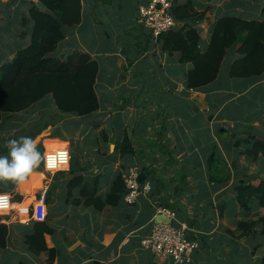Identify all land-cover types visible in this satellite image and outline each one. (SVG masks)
Returning a JSON list of instances; mask_svg holds the SVG:
<instances>
[{
	"label": "crops",
	"instance_id": "crops-1",
	"mask_svg": "<svg viewBox=\"0 0 264 264\" xmlns=\"http://www.w3.org/2000/svg\"><path fill=\"white\" fill-rule=\"evenodd\" d=\"M242 2L239 0L238 3ZM33 3L39 4L38 0H12L10 3L0 0V7L11 5L17 10L23 6L29 16ZM96 3L110 11L112 8L115 17L116 10H120L116 17L119 26L113 18L105 16L103 21L108 29L105 34L113 39L112 46L92 47L82 41L83 16L81 24L65 28L66 39L59 47H67L71 42L72 48L63 52L66 57L60 58H67L79 50L96 61L100 54L117 58L118 67L116 71L105 67L101 76L99 65L96 91L101 102L97 112L85 116H59L64 120L62 125L88 122L93 123L94 131L90 127L81 133L70 130L65 135L52 133L47 137L66 142L67 146L63 148L47 151L46 144L44 147L39 145L49 160L47 166L42 163L35 170L44 173L45 179L42 187L32 195L35 197L32 204L22 209L14 207L27 197L21 194V199L16 200L14 184H0V197L5 196L8 200V206L0 209V223L9 226L7 247L0 249V261L5 258L16 264H39L26 244V237L34 232L33 208L43 193L48 198L45 222L53 229L45 234V240L49 249L58 250L54 264H169L168 260L155 259L152 252L141 246L142 238L150 232L159 216V208L164 206L177 212V222L187 227L188 238L200 245L188 264H231L234 254L242 257L243 238L236 239L229 231H235L247 213L239 206L236 187L250 174L261 172L264 176V157L255 160L248 153L250 144L263 140L258 134L260 120L241 117L238 102L243 97L249 99L255 89L264 87V74L243 79L248 80L246 85H238V80L232 77L228 78L233 80L231 84L227 79L224 83L219 82V76L200 90L189 89L186 74L192 65L186 63L185 79H180L178 63H181V55L168 61L170 55L161 50L162 41L140 26L139 7L146 0H97ZM253 3L257 9L264 8V0H253ZM247 5V9H251V4ZM216 7V14H225L236 6H230L228 10L221 6L224 12ZM213 9L208 7L209 12ZM83 10L84 4L82 14ZM250 16L251 13L245 18L257 19ZM126 22L128 24L121 25ZM207 22L204 14L196 22L204 49L210 41L215 20L206 30L204 24ZM91 23L95 26L93 19ZM30 25L29 30L21 33L27 42H30L33 28ZM120 31L124 34L123 39ZM237 49L232 54L229 70L240 57ZM13 52L9 53L8 60L14 57L16 52ZM138 60H141L139 70L146 78V94L154 99L150 105L153 123L145 106H139L135 98L141 81H135L136 76H132L131 70ZM103 113H106L103 119L95 117ZM126 138L134 153L123 156L119 145ZM70 140L82 141L85 145L80 159L81 172L72 164L76 152ZM133 169L145 172L143 183L151 184L150 193L142 194L132 205L123 195L118 206L105 204L102 209L86 206L84 192L106 201L117 177L121 174L125 178ZM57 174L60 180H56ZM75 176L82 177V181L75 180ZM252 210L263 214L258 205ZM22 214L27 218L23 220Z\"/></svg>",
	"mask_w": 264,
	"mask_h": 264
},
{
	"label": "trees",
	"instance_id": "trees-1",
	"mask_svg": "<svg viewBox=\"0 0 264 264\" xmlns=\"http://www.w3.org/2000/svg\"><path fill=\"white\" fill-rule=\"evenodd\" d=\"M38 3L33 5L25 19L26 23L31 20L33 26L29 45L18 50L12 59L0 66V125L4 115L22 113L47 96L53 98L58 111L64 114L85 116L100 108L96 91L100 71L98 61L79 50L73 51L67 58L52 55L66 38L65 28L82 23V0H38ZM172 12L183 24L165 32L159 40L163 43V51L172 55L180 53L181 62L192 65L186 74L189 89L200 90L215 82L232 48H238L240 57L232 63L230 77L248 79L264 74V17H217L212 25L210 41L204 49L202 36L196 27L203 13L197 12L193 0L183 5L175 1ZM6 141L0 138V145ZM119 146L123 156L134 153L128 138ZM39 149L43 153V147L39 146ZM248 153L255 160L263 158L264 140L250 144ZM3 154H6V150L0 148V155ZM75 180L81 182L82 177ZM236 190L237 201L246 211H251L252 201L257 200L263 214L252 222L242 220L235 231L229 233L236 239L254 238L259 233L264 235V176L250 174ZM125 193V179L120 174L106 201L88 192H84L83 196L86 206L102 209L105 204L118 206ZM33 201L34 196H28L22 204L27 207ZM52 230L47 222L36 221L34 232L26 237V244L39 264H53L58 257V250L49 249L45 240V234ZM8 235L9 226L0 223V249L7 247Z\"/></svg>",
	"mask_w": 264,
	"mask_h": 264
},
{
	"label": "rangeland",
	"instance_id": "rangeland-1",
	"mask_svg": "<svg viewBox=\"0 0 264 264\" xmlns=\"http://www.w3.org/2000/svg\"><path fill=\"white\" fill-rule=\"evenodd\" d=\"M8 1L10 3V1L12 0H8ZM189 1L190 0H177V2L181 5L188 3ZM243 1L244 2L239 4L238 3L239 0H193L195 4V9H198L197 12L203 13L204 16L206 15V18L208 19V22L204 24V29L206 30L209 24H211L212 21L217 19L216 17L222 15H237L241 17H247L248 14L251 13L250 17L255 16L257 19L264 17L263 9L261 7L258 9L255 8L256 6H254L253 0H243ZM96 2L97 0H83L84 10L82 16H84V25L80 32L81 39L85 44L88 45L90 44L92 47L99 45L102 46L103 48H110L112 46L113 39L112 37L109 39L108 36L105 34V32L108 29L106 23L103 22L104 17L106 16L107 18L108 17L113 18L116 25L119 26L120 24L115 20V16L112 14L110 10H108L103 5H98V3ZM248 3L251 4V6L249 5L251 9H247L249 8L247 5ZM34 4L35 3H33V5ZM128 4L129 2L127 3V5ZM33 5L31 6V8L33 7ZM220 5L224 7L225 10H228L230 6L235 5L236 7L230 12L227 11L225 14H216V11L218 10L216 9L217 8L216 6H219L218 8L221 9ZM209 6L214 7L212 12H209L208 10ZM12 7L11 5H9L8 7L1 5L0 7V65L2 63L9 61L8 59L10 57L8 55L12 50L14 51L13 53H15L18 50L26 47L27 43H30L27 42L28 41L27 38L21 36V33H23L24 30H29L28 26H31L30 24H32L31 20H29L27 23L25 22V19L28 18V13L26 14V9L23 10V6H20L17 10L16 9L13 10ZM119 12L120 10L117 9L115 13L116 17ZM89 13L90 15H88ZM138 17L140 18L139 14ZM92 19L94 21L95 26H93L91 23ZM97 20H99V23H97ZM140 26L143 27L145 30L150 31L147 27L144 26V24H141ZM95 33H96V37L94 36ZM123 35L124 34L122 33V31H120V36L122 39H123ZM70 47L72 48L71 42L67 47H65L64 45L62 47H58L59 50L55 51L52 55L58 57H62V56L66 57V55L63 54V52L65 50H69ZM233 52H235V48L230 49L224 63L222 64V68L219 75L220 76L219 82L224 83L225 79H227L228 84L233 83L232 80L233 78L228 79L230 77L229 63L231 61ZM169 55L170 57L168 58V61H170L171 57H175V55L180 56V53H175L173 55L169 54ZM97 60L101 67V76L104 75V71L106 70L105 67L112 68L115 71L118 67L117 58H108L107 56L104 55L101 56L100 54V56L97 57ZM181 63H178V69L180 70L179 71L180 79H185L184 68L186 66V63L183 64ZM182 73L183 75H181ZM236 80H238L239 82L238 85L248 84V80L247 81L243 79H236ZM252 94L253 96H250L249 99L248 97H243V99H241L240 102H238V113L243 118L245 117L255 118V119L259 118L260 127L258 134H260V138L264 140V87H260L258 90L255 89L252 92ZM100 102H101V98H100ZM97 114L95 115V117L98 118V120L100 118L99 116H101V119H103L106 116V113H103L102 115H98V116ZM64 115H65L64 113L58 111L53 101V98L51 96H47L42 101L36 103L32 108L22 113H18L12 116L4 115L2 124L0 125V138L6 140L18 139L21 136H32V134L35 133V135L33 134L34 136L32 137L38 141L39 145H42L44 147V145L46 144V150L49 151L67 146L66 142H62L57 139H47V137H51L52 133L53 135H65L64 133L65 132L68 133L70 130L73 131L71 133H81L85 131V129H88L90 127H92L91 129L92 131H94L93 123L89 124L88 122L86 123L82 122L77 125L76 123L73 124L66 121L67 122L66 125H62L64 123V120H61V118H64ZM43 130L45 131L42 132ZM70 142L72 148H74L76 152V157L74 158V160H72V164L74 165L76 170H78V172H81L82 164L80 159L82 158V154H84L85 145H83L82 141L70 140ZM258 174L263 175L261 172H259ZM47 176L48 177L51 176L50 173H47ZM59 176H60L59 174L55 176L56 180H60ZM44 179H45L44 173L34 172L25 184L23 185L14 184L13 190L17 194H13L14 191L12 190H5V191H10V193L14 195V198L16 200L21 199L20 196L21 194L23 197L26 198L28 196L34 195L42 187V182ZM6 184H10V182ZM62 204H63V200H62ZM254 205L255 206L258 205L257 200L252 201V207ZM239 206L242 208V210H247L240 203ZM14 207L21 209L26 208L25 204L22 203L15 204ZM258 207L261 208L259 205ZM261 215H262L261 213L253 212V210H251L249 212L247 211V213H245L242 219L248 220V222H252L254 220H257ZM26 218L27 215L22 214V219L24 220ZM174 223L178 225L177 222ZM259 230L261 231V229ZM241 242H243L241 244L242 257L238 258V254L237 255L234 254L232 257L231 264H264V235L262 233L257 234L254 238L252 237L243 238ZM154 258L158 260L162 259V258L159 259L156 256ZM167 260L169 264H174V262L171 259H167ZM10 263L11 262L6 261L5 258H3L2 261H0V264H10ZM11 264H16V263H11Z\"/></svg>",
	"mask_w": 264,
	"mask_h": 264
},
{
	"label": "built area",
	"instance_id": "built-area-1",
	"mask_svg": "<svg viewBox=\"0 0 264 264\" xmlns=\"http://www.w3.org/2000/svg\"><path fill=\"white\" fill-rule=\"evenodd\" d=\"M177 0H146L139 7L140 21L151 33L159 38L165 32L180 26V23L172 10ZM52 156L56 157L52 154ZM139 172L131 170L125 176L126 193L125 201L134 204L142 194H148L152 190L149 183H141L138 180ZM4 197V205L8 206L7 197ZM47 195L41 193L33 208V220L45 221L47 218ZM158 214L165 215L170 222L155 221L150 232L141 240V246L150 250L156 257L163 260L171 259L175 264H186L192 261L194 253L200 247L196 240L187 236V227L177 222V212L168 208H159ZM177 222L178 225H176Z\"/></svg>",
	"mask_w": 264,
	"mask_h": 264
},
{
	"label": "clouds",
	"instance_id": "clouds-1",
	"mask_svg": "<svg viewBox=\"0 0 264 264\" xmlns=\"http://www.w3.org/2000/svg\"><path fill=\"white\" fill-rule=\"evenodd\" d=\"M0 148L6 150V154L0 155V183L23 185L42 163L47 166L49 160L31 136L9 139ZM4 199L0 197V201Z\"/></svg>",
	"mask_w": 264,
	"mask_h": 264
},
{
	"label": "water",
	"instance_id": "water-1",
	"mask_svg": "<svg viewBox=\"0 0 264 264\" xmlns=\"http://www.w3.org/2000/svg\"><path fill=\"white\" fill-rule=\"evenodd\" d=\"M111 12L113 13L114 15V12H113V9L111 8ZM115 20L117 21L116 17H115ZM128 24V22L126 23H123L121 25H126ZM140 64H141V60H138L132 70H131V74L132 76H136L135 78V81H141V86H140V90L139 92L136 94L135 98H136V101L138 102L139 101V106H145L146 108V111L148 113V116L150 118V121L151 123H153V116H152V111H151V108H150V105L151 103L154 101V99H152L150 97V94H146V89H147V85H146V78L144 75L141 74L140 70H139V67H140ZM155 94H153L154 96ZM152 96V94H151ZM156 97V96H155ZM138 180L139 182L143 183L145 180H146V174L144 171H141L139 173V176H138ZM156 221H160V222H170V219H168L165 215L163 214H159V216L157 217V220Z\"/></svg>",
	"mask_w": 264,
	"mask_h": 264
},
{
	"label": "snow or ice",
	"instance_id": "snow-or-ice-1",
	"mask_svg": "<svg viewBox=\"0 0 264 264\" xmlns=\"http://www.w3.org/2000/svg\"><path fill=\"white\" fill-rule=\"evenodd\" d=\"M3 206H5L4 205V202L3 201H0V207H3Z\"/></svg>",
	"mask_w": 264,
	"mask_h": 264
}]
</instances>
